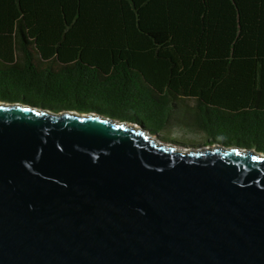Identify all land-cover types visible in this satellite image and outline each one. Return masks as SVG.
Wrapping results in <instances>:
<instances>
[{
    "label": "water",
    "instance_id": "obj_1",
    "mask_svg": "<svg viewBox=\"0 0 264 264\" xmlns=\"http://www.w3.org/2000/svg\"><path fill=\"white\" fill-rule=\"evenodd\" d=\"M0 102V264H264V155Z\"/></svg>",
    "mask_w": 264,
    "mask_h": 264
},
{
    "label": "trees",
    "instance_id": "obj_2",
    "mask_svg": "<svg viewBox=\"0 0 264 264\" xmlns=\"http://www.w3.org/2000/svg\"><path fill=\"white\" fill-rule=\"evenodd\" d=\"M0 87L264 155V0H0Z\"/></svg>",
    "mask_w": 264,
    "mask_h": 264
},
{
    "label": "rangeland",
    "instance_id": "obj_3",
    "mask_svg": "<svg viewBox=\"0 0 264 264\" xmlns=\"http://www.w3.org/2000/svg\"><path fill=\"white\" fill-rule=\"evenodd\" d=\"M1 88V87H0ZM1 90V89H0ZM9 97H4V95L0 92V102H4L7 100H10ZM8 103V102H7ZM16 103V102H15ZM188 106H193V102L186 103ZM62 112V111H61ZM97 114V113H96ZM108 117V116H105ZM111 118L112 117H108ZM184 118V119H182ZM180 119H177L178 121L171 122L170 125L167 126L166 129H164L161 133L151 134L149 131V134L153 135L158 140L162 141L163 143L174 145L178 147L179 149H196V150H202L207 147H215L223 145L219 144H207L210 141V138H206V134L199 133L198 135L194 134V128H191V126H186L185 124V117H182ZM207 144V145H206ZM227 147V146H223ZM229 147V146H228Z\"/></svg>",
    "mask_w": 264,
    "mask_h": 264
},
{
    "label": "bare ground",
    "instance_id": "obj_4",
    "mask_svg": "<svg viewBox=\"0 0 264 264\" xmlns=\"http://www.w3.org/2000/svg\"><path fill=\"white\" fill-rule=\"evenodd\" d=\"M206 149V148H205ZM203 150V149H202ZM185 151H188V150H185ZM261 154V153H260ZM263 155V154H262Z\"/></svg>",
    "mask_w": 264,
    "mask_h": 264
}]
</instances>
